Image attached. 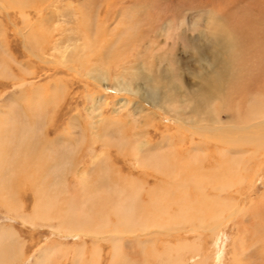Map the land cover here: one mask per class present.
Masks as SVG:
<instances>
[{
    "label": "rangeland",
    "instance_id": "1",
    "mask_svg": "<svg viewBox=\"0 0 264 264\" xmlns=\"http://www.w3.org/2000/svg\"><path fill=\"white\" fill-rule=\"evenodd\" d=\"M24 1L28 4L22 7ZM159 1L0 0V115L6 112L13 122L9 129L32 135L30 144L36 146L35 152L24 150V158H13V172L0 174V180L7 179L0 190V264H264V149L229 152L220 161L217 149L186 144L189 132L153 108L150 89L141 79L143 72L151 76L170 64L175 67L177 59L185 67L180 70L183 88L194 90L199 82L194 71L200 64L189 48L199 41L200 29H206L205 17L210 12L225 16L253 0ZM177 2L184 7L183 16L175 15L180 12ZM166 25L172 38L162 32ZM182 33L186 39L179 37ZM124 84L131 93L124 91ZM140 88L145 98L133 93ZM171 108L182 112L185 107L181 103ZM155 131L153 142L161 144L145 151L142 144ZM163 133L166 138L175 135L173 150L164 147ZM175 149H180L178 156ZM190 150L192 156L183 155ZM9 152L4 159L15 154L11 147ZM149 153L166 158L168 153L167 174L160 173L161 164L144 163H150ZM232 159L242 164L233 165ZM84 173L89 187L80 184ZM201 189L204 198H199ZM123 195L149 205L150 228L144 230L136 221L133 228L119 227L115 207ZM210 200L226 204L225 217H202L200 209L209 207ZM236 210L245 211L243 223L229 217ZM74 212H88L84 220L90 226L72 223Z\"/></svg>",
    "mask_w": 264,
    "mask_h": 264
},
{
    "label": "bare ground",
    "instance_id": "2",
    "mask_svg": "<svg viewBox=\"0 0 264 264\" xmlns=\"http://www.w3.org/2000/svg\"><path fill=\"white\" fill-rule=\"evenodd\" d=\"M38 1H40V0H38ZM109 1H111V0H109ZM161 1L163 2V0H161ZM161 1H159V3ZM1 3H2V1H1ZM175 3H173V5ZM27 4H28V2L26 3V1H24L21 6L23 7ZM177 4L179 5L180 3L177 2ZM181 4L179 6H176V7H178V9H180V12H178V14H175L176 16L177 15L178 16L184 15V7H182L183 5H181ZM192 4L193 3H191V5ZM234 4L235 3H233V5ZM8 5L10 6V4H8ZM201 5H202V3H201ZM39 6H40V3H39ZM188 7H189V5H188ZM192 7H190V8L193 9ZM216 9H220V8H216ZM175 10L176 9H174V12H175ZM44 11H46V10H44ZM167 11H170V7L167 8ZM200 13L201 12H199V14ZM216 14H217V12H216ZM216 14L214 15V13L212 14L211 12L208 13V15L205 17V19L208 18L207 21L205 22V28L206 29H204V30L200 29V34L198 37L199 41L197 40L198 42L192 43L191 47L189 48L190 49L189 52L191 51V53H193L192 55H194L193 56L194 59H196V62H198L200 64L199 70L194 71V76H196L197 79L199 80V82L198 81L196 82V88L194 90H188V89L183 88L182 81L185 80V77L183 74H181L180 70L181 69L185 70V67H182V64L176 61L177 59L175 61H173V63L175 64V67H174V65L170 64V67L165 68L164 70H160L161 72L159 74H153L151 76L143 75V73H144L143 72L141 75V79L146 84V88L148 87V89H150V92L148 94V98L150 101H152L153 108L155 107V108H160V110L162 109L161 111H164L165 114L175 118L176 123L179 124V125H177L175 123L177 126H181L182 129L189 132L188 137L184 139L186 141V144H187V142H189L192 145V147H194V148H197L198 145H201L208 151L211 150L212 148H215V149H217V151H219L220 161H221L222 160L221 158H225V156H227L229 152H233L234 154H242V153L249 154L248 151H251V149H253V148L255 149V151L257 153H259L260 151H263V149H264V0H253L250 4H248L245 7L239 8L237 11H234V12L228 11V13H226L227 15L225 14V16H219V15L216 16ZM58 15H59V13H58ZM133 15H134V13L132 14V16ZM175 15L171 16V18H170L171 21H172V19L175 18ZM51 16H53V15H51ZM159 17H161V16H159ZM83 18H85V17H83ZM183 18L184 17H182L181 19H183ZM200 21H201V19H200ZM81 22H83V20ZM162 23H163V21H162ZM183 23L185 24V22H183ZM169 24H171V23H169ZM84 25H86V24H84ZM185 25H187V24H185ZM176 26H178V25L176 24ZM195 26L196 25L194 24V28H195ZM167 27H168L167 25L164 26V30L162 28V32L165 33V38H166V36H169L168 38H170V37L172 38L173 33H171L172 36H170L169 35L170 31L166 30ZM189 28H190V25H189ZM189 28L187 27V29H189ZM85 30H86V28H85ZM135 30H137V29L135 28ZM142 30H143V28H142ZM180 31H182V30H180ZM194 31H196V30H194ZM79 33L80 32H78V34ZM88 33H89V31H88ZM155 34H153V35H155ZM90 35H91V33H90ZM160 35L162 36V34H159V36ZM175 36H177V35H175ZM80 37H82V36H80ZM155 37H156V35H155ZM179 37L182 39H186V36L184 35V33H182L181 35L179 34ZM193 37H194V35H193ZM174 40H175V38H174ZM125 41H127V39H125ZM147 41H148V39H147ZM156 41H158V39ZM182 43H183V41H182ZM184 45H186V44H184ZM145 49H146V47H145ZM148 49H149V47H148ZM102 50H105V49H102ZM171 50L173 51L174 48H172ZM75 51L77 52V50H75ZM145 52H147V51H145ZM172 55H173V58H175L174 54H172ZM138 64L136 63V65H138ZM161 67H162V65H161ZM137 82H138V80H137ZM139 83H140V81H139ZM145 84H141V85L143 86ZM120 85H121V83H120ZM122 87L124 88V91L130 92V93L132 92V90H130L129 86H125V84H124V85H122ZM142 89H143V87H142ZM142 91L140 88V89H136L133 93H136V96H141L142 98H145L146 95L143 94ZM159 94L163 95V100L158 96ZM160 100L162 101L161 104L158 103V101H160ZM147 101H148V99H147ZM166 103H169V105L165 106ZM181 103H183V107H185V108L181 109L182 112L172 110L171 107L173 105H177V104H181ZM2 111H4V110H2ZM0 112H1V110H0ZM0 116H5L3 121L0 119V174H2V175L6 174L7 175V172H9V171L11 172L13 170V165H14L13 162H16V160L21 159V158L18 159V157H23L24 150L28 149L29 151L31 150V151L35 152L36 146L35 145L32 146L30 144L32 139L34 138L32 135L20 134V132L17 134V131H18L17 127H12L9 129V126H13L12 125L13 122H9V120H7L6 112L5 113L3 112V114ZM224 118H226V120H224ZM174 129H176V127ZM182 129H179V130L182 131ZM165 130H167V129H165ZM6 131L8 132V135H6L7 134ZM179 132L180 131H178V133ZM168 133H166V134H168ZM170 134H172V133H170ZM180 134H181V132H180ZM148 135L149 136L147 138L146 143L142 144V146H143L145 151L147 150V151L153 152L154 149H156L158 147V145L161 143L158 142L156 144L153 142V140L155 139V137L157 135L156 131H155V133L148 134ZM163 136H164V133H163ZM165 136H164V138H166ZM174 136L169 135L168 138H166L167 141H163V142H165L164 147L169 148V146H170L172 149V147L174 146V148H175V145H176L175 142L177 140L174 139L175 138ZM197 136H199V138H200V140L198 138V140H199L198 142L195 141V138ZM4 138H6L7 142H6V140L4 142L1 141ZM18 138H19V141H17ZM176 138H178V136ZM166 142H167V144H166ZM190 144L188 147H190ZM178 145H179V143H178ZM10 147L12 149H14L15 154L11 158L9 157L7 159H4V155H5V153L9 152ZM188 147L186 149H182V147H181V149L185 151L188 149ZM160 148H162V147H160ZM162 149H164V148H162ZM46 150L50 151L49 147ZM178 152H180V149L179 150L175 149V154L177 156L181 153L180 152L179 154H177ZM183 152H182V154H183ZM42 153L46 154L45 149L43 150ZM171 153H172V151H171ZM24 154H25V152H24ZM191 154H193V153L190 150V151L184 152L183 155L188 156ZM49 155H52V154L50 153ZM145 155H146V153H145ZM30 156H31V154H30ZM39 156L40 155H38V157ZM168 156H169L168 153H167V158L160 153L150 154V157H148L150 159V163H149V161H148V163H146V162H144V163L149 164L153 167L155 165V162H156V165L161 164L160 165V168H161L160 171L161 172L160 171L159 172L167 174L166 170L168 169L169 166H167L166 161L169 160ZM5 157H6V155H5ZM14 157H16V160H13ZM142 157H144V156H142ZM172 158L175 159L177 157L172 156L171 159ZM193 158H188L189 162H190V159H193ZM181 159H182V157H181ZM32 160L34 161L35 159L32 158ZM40 160L41 161L45 160L44 162L47 163V159L41 158ZM228 161H230V160L228 159ZM239 161L240 160H236V161L233 160L230 163H232L233 165L234 164L237 165V163H238V166H239V164L241 163ZM137 162H138V160H137ZM195 162H196V160L194 161V164H195ZM200 162L202 163V161H200ZM170 164H171V160H169V165ZM220 164H222V163H220ZM174 165H173V167H174ZM185 165H187V163ZM188 166L189 165H187V167ZM177 170H180V169L178 168ZM182 170L183 169H181V171ZM53 172H54V170H53ZM164 174H162V175H164ZM173 174H175V173H172L171 175H173ZM222 174H224V173H222ZM55 175H56V173H55ZM185 176H186V174H185ZM185 176H183V177H185ZM29 177H30V179L31 178L34 179L35 175L32 174ZM8 180H9V178H8ZM166 180L170 181L171 179L170 180L166 179ZM79 181H80L81 185H87L88 187L90 186L91 181H90V179H88L85 176V173L79 177ZM193 181H194V179H193ZM6 182H7V179L0 180V190L5 188ZM10 182H11V180H10ZM147 182H149V181L147 180ZM31 183L34 184V182H31ZM214 186H216V185H214ZM159 187H161V186H159ZM184 188L182 190H184ZM203 190L204 189H201V192L199 191V193L202 194L201 195L202 197H199L200 195L196 196L197 200H198V197L204 198ZM161 191H163V190H161ZM217 191L219 192L218 188H217ZM196 192H197V190H196ZM132 194H134V193H132ZM205 194H206V192H205ZM131 196L132 195H130V197H129V195H127V196L123 195L120 198H118L119 204L115 207V210L119 215L118 220H119V225H121L119 227H122V226L132 227L137 223L139 227H141L142 229L145 230L149 226V222L146 218L147 217L146 214L150 213V211L148 210L149 205H148V207L147 206L145 207L144 206L145 204H144L143 200H141V199L137 200L136 201L137 204H135V202H134L135 199L131 198ZM171 196H173V195L171 194ZM183 197L185 198L184 195H183ZM150 198H151V196H150ZM160 198H161V196H160ZM132 199H134V200L132 201ZM165 199H166V197H165ZM187 200H188V197H187ZM201 200H199V202ZM154 201H155V199H154ZM159 201H157V202H159ZM210 201H212V202H209V203L206 202L207 206L210 205L209 207H206L205 209H200L201 210L200 214L202 215V217H206V218L209 217L210 219H217L218 220V217L224 216V214L227 213L225 203L222 202L221 204H217L216 202H214V200H210ZM156 205L159 206L160 203H159V205L158 204H156ZM156 205H154L153 207L158 209V207ZM160 206H162V205H160ZM92 208H93V206H92ZM239 208H240V206H239ZM90 210H91V208H90ZM158 210L161 211L160 209H158ZM108 211H110V210H108ZM247 211L249 212V210H247ZM257 212H260V211H257ZM84 214L85 213H82L81 214L82 216H81L80 213L74 212V214H72V217H71V222L78 225L79 227H83V226L85 227L88 225L90 226L89 221L84 220V218L87 219L89 217V213L87 212L85 214V216H87V217H83ZM249 214L251 215L252 213H249ZM245 215H246L245 211L236 210L235 212H231L229 214V217L237 220L240 224V223H243V221H245V219H246ZM155 217H154L153 221L157 220V218H155ZM104 219L106 220V216ZM259 219H262V217H259ZM69 220H70V218H69ZM153 221H151V222H153ZM134 222H135V224H134ZM153 224L156 226L157 223L153 222ZM149 228H150V226H149ZM0 232L2 233L3 231H0ZM9 234H11V233H9ZM252 261H254V260H252ZM246 263H248V262H246ZM254 263H255V261H254Z\"/></svg>",
    "mask_w": 264,
    "mask_h": 264
}]
</instances>
